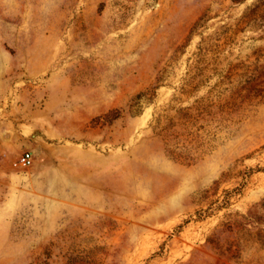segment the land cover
<instances>
[{"label":"rangeland","instance_id":"rangeland-1","mask_svg":"<svg viewBox=\"0 0 264 264\" xmlns=\"http://www.w3.org/2000/svg\"><path fill=\"white\" fill-rule=\"evenodd\" d=\"M0 264H264V0H0Z\"/></svg>","mask_w":264,"mask_h":264},{"label":"built area","instance_id":"built-area-1","mask_svg":"<svg viewBox=\"0 0 264 264\" xmlns=\"http://www.w3.org/2000/svg\"><path fill=\"white\" fill-rule=\"evenodd\" d=\"M33 154L31 152H26L21 155L19 160L17 161V164L22 166H28L32 163Z\"/></svg>","mask_w":264,"mask_h":264},{"label":"trees","instance_id":"trees-1","mask_svg":"<svg viewBox=\"0 0 264 264\" xmlns=\"http://www.w3.org/2000/svg\"><path fill=\"white\" fill-rule=\"evenodd\" d=\"M235 1L242 2V1H244V0H235Z\"/></svg>","mask_w":264,"mask_h":264}]
</instances>
